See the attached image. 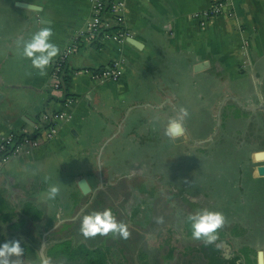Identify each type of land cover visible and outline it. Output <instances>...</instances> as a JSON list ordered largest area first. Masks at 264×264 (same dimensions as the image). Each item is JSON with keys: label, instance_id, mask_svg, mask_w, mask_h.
Segmentation results:
<instances>
[{"label": "crops", "instance_id": "1", "mask_svg": "<svg viewBox=\"0 0 264 264\" xmlns=\"http://www.w3.org/2000/svg\"><path fill=\"white\" fill-rule=\"evenodd\" d=\"M218 1L224 0H125L121 16L131 36L123 43L102 39L96 47L88 38H79L66 62L73 73L70 92L76 95L73 116L58 126L52 140L2 166L0 208L34 203L40 216H25L33 226L41 224L37 237H64L63 231L98 190L129 178L115 180L104 174L114 144L120 145V159L154 156L148 148L137 153L141 142L166 143L161 161L174 159V153L182 157L177 145L184 142L189 152L188 135L193 136L200 112L203 116L208 107L213 119L225 102L222 134L205 155L197 154V169L202 162L197 205L205 209L210 204L225 217L213 245V264H259L260 253L264 262V173L259 171L264 166V0H230L231 8L202 25L194 13ZM91 11L92 0H0V142L13 132L34 133L62 109L63 91L54 87L53 71L63 50L75 44ZM44 26L52 28L50 42L60 52L41 76L23 57L22 48ZM118 58L124 60L119 81L100 85L92 78L94 70ZM205 84H211L207 97ZM120 95L131 100L129 113L120 106ZM131 121L136 125L129 128ZM171 121L181 123L186 133L169 135ZM82 180L88 192L80 187ZM45 185L66 189L68 195L50 199ZM132 212L142 231L132 234L135 245L124 248L128 253L142 248L157 232L149 229L152 211ZM53 219L57 222L47 227ZM60 223L62 232L57 229ZM111 235L106 242L116 241ZM104 248L107 256L114 250ZM147 254L134 263H145ZM190 255L196 259L170 260L208 263L201 247ZM161 258L155 251L149 260L165 263Z\"/></svg>", "mask_w": 264, "mask_h": 264}, {"label": "rangeland", "instance_id": "2", "mask_svg": "<svg viewBox=\"0 0 264 264\" xmlns=\"http://www.w3.org/2000/svg\"><path fill=\"white\" fill-rule=\"evenodd\" d=\"M207 83V81H205ZM100 85H103V83ZM211 85V84H210ZM209 84H205L206 97L210 96V86ZM120 106L126 110H131V100L127 98L125 95H120ZM206 106V105H205ZM207 107L205 109V115L202 117L200 112V117H202L196 126H193L196 130L194 132V136L203 137V131L207 129L210 123L203 118H208L207 116ZM210 109L208 113H210ZM118 113H120V109H118ZM120 115V114H119ZM197 116V120L199 118ZM133 124L135 122L130 123L129 128L134 127ZM136 125V124H135ZM183 146L177 145L179 153H183L182 157H179L178 153H174L176 157L173 159L167 157V161H161L162 158V149L166 146V143H157L154 145L153 143H139V151L148 148L154 156L151 157H121L120 159V145L114 144L113 146V156L108 159L107 164H109L108 168L104 169V174L109 173V179H120L121 177H129L126 182L127 186L130 187V194L127 196V201L125 203V207L128 212L131 214L135 208H140L141 211H146L149 213V210L154 212L155 205L162 207L163 204H166L165 216L163 221L171 222L173 226H160L157 228V232L152 233L150 235L149 241L144 240L145 245L142 248L136 250H130L131 252H125L124 248L120 245V238H117L113 243L111 240H108L103 244V247L112 246L114 250H108V262L109 264H135L134 262L141 258L142 254H148L147 259L151 254L155 251L161 253L162 260L166 262L163 264H174L170 259L176 256V250L180 253L186 255L191 252H195L197 247H201L205 251L206 260L208 263L213 264V245L214 243L205 246L200 241H194L191 238L190 228L188 226V222L186 217L189 213L195 212L199 208L197 205V182L199 180L198 174L201 170V165H198L197 169V154H202V148L196 144H190L188 146L189 152L185 151V143H181ZM213 144L206 145L204 148L208 149L212 148ZM128 146V143H126ZM174 147H170L173 149ZM188 155V156H187ZM205 155V154H204ZM101 160V157H100ZM126 160V161H125ZM164 160V159H163ZM172 161L174 163H172ZM178 161V162H176ZM158 162V165H157ZM108 166V165H107ZM183 186H186L185 189H181ZM47 194L48 185H45ZM181 190H183L182 193ZM190 193V196H187ZM193 193V194H191ZM60 195H68L66 189H59ZM59 196V195H58ZM67 199V198H66ZM61 200H65V197ZM205 208L212 210L210 204L207 206L205 204ZM170 209V210H169ZM75 214V212H74ZM72 214V215H74ZM72 217V216H71ZM57 221L53 219L49 224H46L47 227L55 224ZM59 225V224H58ZM0 237L6 238L4 234H8L13 231V229L9 227H2L0 224ZM34 232L35 235H40L38 232L42 227L40 223H34ZM68 227V226H67ZM149 229L156 231L155 223H151L149 225ZM173 229H171V228ZM4 228V229H3ZM46 228V227H45ZM60 232L64 230V224L60 223L57 228ZM171 229V230H168ZM28 230V226H27ZM169 231V233H164L165 231ZM20 234L21 237L26 239H31L29 232H17L16 235ZM4 235V236H3ZM162 236V238H161ZM33 239V238H32ZM107 239V238H106ZM34 240V239H33ZM39 244L42 240L41 237H38ZM38 243V242H37ZM134 244V243H132ZM135 245V244H134ZM147 246V247H144ZM47 248V247H46ZM136 248V247H135ZM157 249V250H156ZM34 249L25 248L24 252H31ZM46 250V249H45ZM112 251V252H110ZM19 258L18 264H40L41 259H37L35 262H31L29 260V255L24 254ZM41 255V253H40ZM144 256V255H143ZM145 258V257H143ZM135 259V261H134ZM188 261L195 260L196 256H187ZM145 261V263L141 264H155V261ZM170 260V261H169ZM168 261V262H167ZM183 262V261H181ZM49 264V263H47Z\"/></svg>", "mask_w": 264, "mask_h": 264}, {"label": "trees", "instance_id": "3", "mask_svg": "<svg viewBox=\"0 0 264 264\" xmlns=\"http://www.w3.org/2000/svg\"><path fill=\"white\" fill-rule=\"evenodd\" d=\"M118 29H120V27L115 24L109 28H103L93 39L91 44L93 46L100 47L104 34L108 33L109 31H117ZM104 68L105 67L99 68L97 69V71H101ZM61 69L62 71L60 73L59 89L63 91V95L60 97L59 100L64 103L69 97L76 98V95L70 92V85L73 78L72 70L67 67L66 63L62 66ZM224 105L225 102L221 104L219 109H217L216 117H213V119H211L212 115L211 113H208L209 109L207 107L208 110L206 114L208 118H203L204 120L206 119L210 123L207 129L203 131V136L209 135L207 138L202 140H195L193 138L194 132H196L194 128H192L193 136L190 134L188 135V142L190 144L202 146V154H206L207 152V149L203 146L213 144L214 139H217L218 136L222 134V127L224 122L223 119L225 116V111L223 109ZM203 114L205 115V109ZM49 124L50 123L35 128L34 133L32 134L22 133L18 131L16 132V135L18 137L17 140L21 139V137L24 135L37 136L39 132L42 129L48 127ZM126 182V178H122L118 182L98 190L93 198L92 203L85 207V209H83L81 213L77 215V218L73 221L72 225L69 228L63 231L65 232L64 237L58 238L57 236L54 237V235L51 236L50 234L47 236L48 242L45 253L49 264H109L106 249L103 247V244L106 243L107 236L97 235V237L95 238L85 239L79 231L82 216L88 214L93 210L102 211L105 208L114 209L115 211L113 212H115L117 220L125 222L128 225V230L131 233L128 239H120V245L126 250H129L133 247L132 242L134 239L132 238V234L141 233L142 227L135 223V217H133V212L131 214L128 213V210L125 207V203L128 200L127 196L131 192L130 190H128ZM181 192L184 193L183 191ZM166 208V204H163L162 207L155 205L151 223H155L156 229L160 226H173L171 222H158V218H164L166 214L164 211ZM0 212L1 226L13 229L12 232L4 234L6 238L0 237V245L10 240H19L21 242V247L23 248V250H25V248L34 249L32 247H38L40 245L38 244L39 240L37 235H35L32 221H26V216H29V218L31 219H35L40 216L39 214H41V212L37 205H35L34 203H27L21 208L7 206L3 209L0 208ZM16 231L23 233L28 231L31 235L30 237H32L34 240L32 238H24L26 236L21 237L20 234L16 235ZM164 233L170 234L169 231H165ZM34 250H32L31 252L27 251V253L24 252V254L29 255V260L32 263L35 262L37 259H41V255ZM175 257L176 262L183 261L187 258L186 255L180 253L177 250Z\"/></svg>", "mask_w": 264, "mask_h": 264}, {"label": "built area", "instance_id": "4", "mask_svg": "<svg viewBox=\"0 0 264 264\" xmlns=\"http://www.w3.org/2000/svg\"><path fill=\"white\" fill-rule=\"evenodd\" d=\"M230 0L218 1L213 3L208 9L195 12L194 17L200 20L202 25L213 16H217L225 11L227 7L231 8ZM125 0H92V11L87 19L84 27L78 31L76 42L73 46H69L60 54L53 77L55 78L54 87L59 89L60 73L62 66L68 61L71 54L75 50V46L79 38H88L93 41L97 34L103 28H109L112 25H118L120 29L117 31H109L103 36L104 39H115L123 43L131 36L130 30L126 27L125 21L121 13L125 10ZM124 60L115 59L112 63L101 71H93L92 78L100 83L107 81L117 82L123 75ZM76 100L69 97L64 103L61 110L52 114L48 127L42 129L37 136L24 135L17 140V133L13 132L5 136L0 142V170L2 166L12 157L31 154L36 149L52 140L59 131V125L71 120ZM8 151V152H7Z\"/></svg>", "mask_w": 264, "mask_h": 264}, {"label": "clouds", "instance_id": "5", "mask_svg": "<svg viewBox=\"0 0 264 264\" xmlns=\"http://www.w3.org/2000/svg\"><path fill=\"white\" fill-rule=\"evenodd\" d=\"M53 30L50 26H44L34 32L30 39L23 42L22 55L31 61V67L38 71V74L46 75V69L60 52L59 46L51 41ZM18 44L20 41L17 42ZM181 125L175 121L170 122L168 134L172 135L180 130ZM49 198L55 199L59 194V187L50 185L48 188ZM186 220L190 226L191 238L200 241L205 246L214 243L219 230L225 225V217L219 211L209 209H198L189 213ZM163 222V218H158ZM80 233L85 239L95 238L97 235L114 238L128 239L131 235L128 225L118 221L111 208L102 211L93 210L81 218ZM23 248L19 240H10L0 245V264H18L23 256Z\"/></svg>", "mask_w": 264, "mask_h": 264}, {"label": "water", "instance_id": "6", "mask_svg": "<svg viewBox=\"0 0 264 264\" xmlns=\"http://www.w3.org/2000/svg\"><path fill=\"white\" fill-rule=\"evenodd\" d=\"M179 124L181 125L180 130L177 133H175L174 135H180V134L186 133V130L182 126V124L181 123H179ZM259 171H260V173H264V166H260L259 167ZM85 184L86 183H85L84 180H82L79 183L80 187L83 188L84 192H88L89 190H88V188L86 187ZM46 246H47V243H46V240H44L43 243H42V248H41L42 264H47V256L45 254V248H46ZM259 264H264L262 253L259 254Z\"/></svg>", "mask_w": 264, "mask_h": 264}, {"label": "flooded vegetation", "instance_id": "7", "mask_svg": "<svg viewBox=\"0 0 264 264\" xmlns=\"http://www.w3.org/2000/svg\"><path fill=\"white\" fill-rule=\"evenodd\" d=\"M42 240L40 241V245L34 250V251H36L37 253H41V248H42V243H43V241L44 240H46V243L48 242V240H47V237H43V238H41ZM47 247V246H46ZM46 249V248H45ZM46 254V253H45ZM40 264H42V258H41V262H40Z\"/></svg>", "mask_w": 264, "mask_h": 264}]
</instances>
